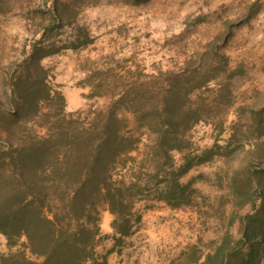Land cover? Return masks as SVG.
<instances>
[{
    "label": "rangeland",
    "instance_id": "rangeland-1",
    "mask_svg": "<svg viewBox=\"0 0 264 264\" xmlns=\"http://www.w3.org/2000/svg\"><path fill=\"white\" fill-rule=\"evenodd\" d=\"M54 3L60 22L51 20ZM221 55L225 71L190 93L193 103L218 109L188 131V148L171 153L177 164L184 155L193 160L180 178L192 189L189 203L136 202L141 219L126 237L113 233L100 204L95 251L107 264H201L227 237L246 255L243 227L253 222L242 218L254 201L264 217V114L236 110L264 105V0H0V151L56 136L58 125L76 133L112 105L132 123L131 91L143 83L157 89L170 71ZM200 77L183 85L189 90ZM148 94L145 104L160 97ZM56 146L62 152L65 144ZM7 169L0 159V172ZM19 253L35 259L25 238L8 246L0 234V258ZM259 256L264 264V250Z\"/></svg>",
    "mask_w": 264,
    "mask_h": 264
},
{
    "label": "trees",
    "instance_id": "trees-1",
    "mask_svg": "<svg viewBox=\"0 0 264 264\" xmlns=\"http://www.w3.org/2000/svg\"><path fill=\"white\" fill-rule=\"evenodd\" d=\"M51 20L61 21L56 3ZM226 67L227 58L221 55L217 62L202 61L197 68L191 65L170 71L160 78L157 89L141 84V91L130 92L127 109L132 123L118 117L112 105L102 119L76 133L58 125L56 136L18 144L6 153L0 151V159L9 165L0 172V234L8 246L25 238L35 258L19 253L1 257L0 264H107L106 257L95 251L102 237L100 204L106 205L113 217L112 231L120 237L129 236L140 222L141 214L134 208L138 201L151 197L173 209L186 206L192 189L180 178L194 163L190 155H184L177 164L171 153L188 148V131L204 119L203 114L218 109L217 105L207 109L204 100L193 103L190 93L207 86ZM196 74L201 77L188 90L183 83ZM148 93L160 97L145 104L142 99ZM254 107H240L236 115L246 111L253 116L264 114V105ZM60 141L65 144L62 152L56 146ZM141 148L142 157L137 161ZM122 169L124 174L115 178L114 173ZM252 208L255 211L242 218L253 222L251 228L243 227L241 239V245L249 246L248 253L241 254L238 244L231 246L226 237L201 264H260L264 217L255 201Z\"/></svg>",
    "mask_w": 264,
    "mask_h": 264
}]
</instances>
